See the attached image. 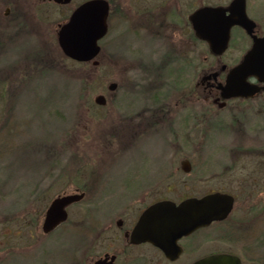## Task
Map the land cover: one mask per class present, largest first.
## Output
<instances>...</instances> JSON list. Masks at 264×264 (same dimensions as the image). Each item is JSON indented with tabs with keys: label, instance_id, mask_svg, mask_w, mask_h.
Here are the masks:
<instances>
[{
	"label": "rangeland",
	"instance_id": "obj_1",
	"mask_svg": "<svg viewBox=\"0 0 264 264\" xmlns=\"http://www.w3.org/2000/svg\"><path fill=\"white\" fill-rule=\"evenodd\" d=\"M224 1L193 0L195 5ZM80 2L73 0L49 11L50 15L39 12L31 35L16 45L19 64L13 96L10 98L12 86L5 87L9 96L5 84L0 86V217L28 211L30 218L40 215L41 219L57 193L83 191L84 198L67 208V222L60 227L68 244L77 236L93 237L89 229L74 235L92 221L112 223L120 212L138 213L153 200L179 202L225 191L235 198L229 219L193 234L192 248L197 250L190 260L230 250L241 257L242 264H264V98L217 111L207 119L208 127L197 120L198 106L192 105L193 132L188 141L179 127L176 144L162 129L157 139L136 144L129 152L125 146L128 116L153 103L157 106L161 99L162 105L178 102L171 108L178 109L180 124L190 113V105L181 106L180 99L194 92L198 66L204 56H211L205 46L194 43L191 68L182 63L158 74L149 65L154 60L157 63L159 53L141 47L128 51L123 21L113 18L109 34L99 41V65L66 56L59 64L57 52L51 62L50 54V60L43 56L44 48L51 52V30L67 21L71 8ZM246 10L264 22V0H246ZM248 45L249 39L243 35L240 46L227 55L240 56ZM27 56L30 66L24 65ZM138 59L143 65L128 66V61ZM111 82L117 85L109 91ZM99 94L106 98L105 105L94 102ZM149 94H155L157 100L150 102ZM183 157L191 164L188 173L180 169ZM170 167H177L173 177ZM133 184L140 185L136 195L126 191Z\"/></svg>",
	"mask_w": 264,
	"mask_h": 264
},
{
	"label": "flooded vegetation",
	"instance_id": "obj_2",
	"mask_svg": "<svg viewBox=\"0 0 264 264\" xmlns=\"http://www.w3.org/2000/svg\"><path fill=\"white\" fill-rule=\"evenodd\" d=\"M72 1L73 0H69L68 2H63V0H0V86L2 83L5 84L4 86L2 85L4 88L12 86L10 89V98L13 96L12 92L15 87V80L17 79L19 62L15 55L18 40L27 38L31 35L33 32V21H39L40 11L44 15H50L49 11H55L57 9L59 10L61 7H66L70 5ZM85 1L87 0H82L78 5ZM106 1L108 5L107 31L101 39L109 34L110 27L112 28L113 25V18H117L118 21L122 19L127 50L135 51L138 47H141L143 50L159 53L157 63L155 62L156 60H154V62L149 65L151 69H157L158 74L164 68H169V66L172 65L177 68V65L182 63L185 64V68H191L192 64L189 62V57L190 54L193 53L194 43L205 46L211 56L209 59L207 56H204L203 62L198 66L194 81V92L190 91L183 94L182 99H180L181 106L182 104L185 105V107L190 105L189 115L191 114L190 116L188 114H186L185 117L183 116L180 124H178V109L175 108L178 106V102L174 105H171V103H163L162 105L161 99L158 100L159 104H157V106L153 103V106L138 110L134 115L128 116L126 120L128 124L126 126L125 146L129 152L136 144L140 145L145 142L150 143L157 139L162 129L166 130L171 135L176 144L179 127L180 130L185 132V140L188 141V138L193 132L194 109L192 105L198 106L196 109V113L198 114L197 120L203 127L204 125L208 127V122H206L207 119L216 115L217 111L228 108L233 103L242 104L258 98H264V90H260L252 97L245 98L226 97L222 89L229 71L239 64L243 54L252 45L251 36L242 26L238 24L230 25L228 28L229 40L227 47L225 51L219 55L211 53L208 44L197 37V31L195 30L192 19L194 12L204 6H221L227 8L232 0H226L216 4L200 2L197 3V5L194 4L193 0ZM78 5L71 8L68 18ZM245 12L247 17L253 21L251 35L262 37L264 35V22L256 17H251L247 13L246 0ZM228 14V10L225 11V15ZM65 22L66 21L57 23L56 27L51 30L52 32L50 31L52 34V36H50L52 38V46H49L51 52L44 48L43 54L48 60H50L48 57L50 54L52 57L51 62H54L55 57L53 53L57 52L56 57L59 64L64 62L65 54L58 45L57 31L59 26ZM198 24L200 29L205 26V23H201V21H198ZM243 35L247 36L249 39V45L244 53L236 57L231 54L227 55L229 50H235V48L240 46L241 36ZM98 44L99 52L95 58L90 61L91 63L96 61L95 65L92 63L94 66L102 62V46L99 42ZM162 51L163 54L160 57ZM23 59L25 60V66H30V64H32L30 60H27L28 56ZM141 65H143V61L140 59L137 61L133 60V62L128 61V66L130 68H134L135 66L139 67ZM151 72L155 73V71ZM248 81L259 88L263 85L257 82L253 77H250ZM4 91L6 92V88ZM6 94L8 95L7 92ZM153 95L155 94H149L148 96L150 102L152 99H154L153 101L157 100L153 98ZM1 97L2 95L0 92V100ZM105 103L106 98L103 105H105ZM171 106L175 107L171 108ZM179 163L182 171H184L182 169V164L188 163V172H190L191 164L189 159L183 157ZM170 168L169 176L173 177L174 172L177 171V167ZM134 186L135 184L129 186L126 189L127 193L136 195L134 192L139 191L140 188H138V186L140 185ZM220 192L228 193L225 191ZM80 193H84L85 196V192L80 191ZM141 193L142 192L137 195ZM63 194L66 193L64 191L57 193L54 198ZM160 200L161 199L151 201L149 204L143 206L138 213H136L135 210L130 212L122 211L112 223L96 220L92 221L89 226L79 228L74 235L79 234L80 236L83 232L82 229H89V234H92L93 237L77 236V238H74V240L68 244L63 237L64 231L60 229V227L67 222L68 212L67 219L64 222L51 230L43 229L45 211L51 201L42 213L41 219H39L40 215L30 218V216H28V211L19 215L17 213H11L8 216L0 217V264H163V260L169 262L168 264H174L182 260L186 261L184 264H190L196 259L213 254H201L197 258L190 260L194 251L197 250L192 248V244L194 243L193 239L196 236L193 234L201 232L212 224L226 222L233 211L235 198L233 207L225 219L212 222L208 226L201 227L177 240V245L180 247V254L174 260L168 259L159 247L148 241L133 243L130 240L132 229L140 214L149 205ZM228 225L230 227L234 226L233 223H229ZM227 232H230L229 229ZM227 235L232 236L233 234L226 233V236ZM214 253L236 255L242 263L241 257L236 252L224 250Z\"/></svg>",
	"mask_w": 264,
	"mask_h": 264
},
{
	"label": "water",
	"instance_id": "obj_3",
	"mask_svg": "<svg viewBox=\"0 0 264 264\" xmlns=\"http://www.w3.org/2000/svg\"><path fill=\"white\" fill-rule=\"evenodd\" d=\"M69 0H63L68 2ZM229 12L225 15V11ZM108 5L106 0H87L78 5L68 20L57 31V42L66 57L78 61H92L99 52L98 41L107 31ZM197 37L206 41L211 53L222 54L229 40L228 28L232 24L242 26L252 38V45L243 55L238 65L233 67L222 88L226 97H252L264 90V35H251L253 21L245 12V0H232L227 8L204 6L192 16ZM198 21L205 23L199 28ZM204 30V31H203ZM94 65L96 61L92 62ZM253 77L263 85L250 83ZM116 83L107 88L112 91ZM94 102L103 105L105 97H94ZM185 172L188 163L182 164ZM84 193L63 194L54 198L47 210L43 222L44 230H51L67 218L66 208L80 201ZM234 203V197L228 193L215 191L200 197H188L175 203L160 200L148 206L139 216L132 229L130 240L133 243L148 241L159 247L164 255L174 260L180 254L177 240L195 230L206 227L214 221L227 217ZM190 264H242L239 257L227 253H213L194 260Z\"/></svg>",
	"mask_w": 264,
	"mask_h": 264
}]
</instances>
